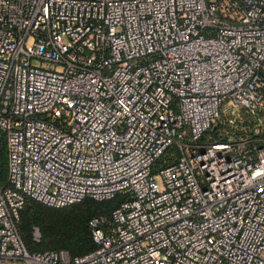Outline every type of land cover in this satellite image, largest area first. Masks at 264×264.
I'll use <instances>...</instances> for the list:
<instances>
[{
  "label": "built area",
  "instance_id": "1",
  "mask_svg": "<svg viewBox=\"0 0 264 264\" xmlns=\"http://www.w3.org/2000/svg\"><path fill=\"white\" fill-rule=\"evenodd\" d=\"M0 129V264H264V0H0ZM118 193L25 248L28 199Z\"/></svg>",
  "mask_w": 264,
  "mask_h": 264
},
{
  "label": "trees",
  "instance_id": "2",
  "mask_svg": "<svg viewBox=\"0 0 264 264\" xmlns=\"http://www.w3.org/2000/svg\"><path fill=\"white\" fill-rule=\"evenodd\" d=\"M212 135L216 139H224L216 135L215 131ZM200 141H210V128L201 136ZM7 185L6 135L0 129V188ZM124 199V194H116L106 200L85 197L63 207H51L28 199L19 215L20 237L29 252L65 250L70 256L92 252L96 245L91 237L89 221L99 215L109 216ZM36 230L38 237L35 236Z\"/></svg>",
  "mask_w": 264,
  "mask_h": 264
},
{
  "label": "rangeland",
  "instance_id": "3",
  "mask_svg": "<svg viewBox=\"0 0 264 264\" xmlns=\"http://www.w3.org/2000/svg\"><path fill=\"white\" fill-rule=\"evenodd\" d=\"M171 150H172V148L169 149V151H171ZM176 155H177V154L174 153L172 158L174 159V158L176 157ZM166 156H167V154L165 153V154H164L163 156H161V157L159 158V160L157 161V165L154 167V173H155V174L157 173V169H156V167H157V168L160 167V165H159L160 162H161L163 159H165ZM118 195H122V194H121V193H118ZM38 235H39V234H38V231L36 230V231H35V236L38 237Z\"/></svg>",
  "mask_w": 264,
  "mask_h": 264
}]
</instances>
